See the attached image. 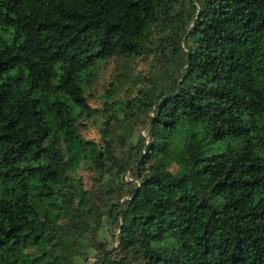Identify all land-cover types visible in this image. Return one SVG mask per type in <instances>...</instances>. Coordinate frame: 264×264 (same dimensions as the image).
Returning a JSON list of instances; mask_svg holds the SVG:
<instances>
[{
	"label": "trees",
	"instance_id": "16d2710c",
	"mask_svg": "<svg viewBox=\"0 0 264 264\" xmlns=\"http://www.w3.org/2000/svg\"><path fill=\"white\" fill-rule=\"evenodd\" d=\"M88 250L264 264V0H0V264Z\"/></svg>",
	"mask_w": 264,
	"mask_h": 264
},
{
	"label": "rangeland",
	"instance_id": "374dc122",
	"mask_svg": "<svg viewBox=\"0 0 264 264\" xmlns=\"http://www.w3.org/2000/svg\"><path fill=\"white\" fill-rule=\"evenodd\" d=\"M115 65H116L115 63L111 62L107 66L101 67L102 71L98 79V82L95 84L94 88L87 95V97H89L88 104L90 105L91 108H96L99 106L96 102H94V100L97 97H99L106 89L110 88V82L113 80L112 75L114 74ZM132 66L135 72L145 73L146 63L144 61H138L134 63ZM80 133L83 136V138L86 140L95 141V142L99 140L97 128L93 126L91 123H87L86 128L82 129ZM173 148H175V146H173ZM205 155L210 156L211 151L208 150L205 153ZM79 174L83 177L85 186L88 187L90 184V181H89L87 172L80 171ZM109 235H110V232L103 234V236H106L108 240L110 239ZM87 254H88L87 260L81 261L80 264H91L93 262L96 253L88 250Z\"/></svg>",
	"mask_w": 264,
	"mask_h": 264
}]
</instances>
